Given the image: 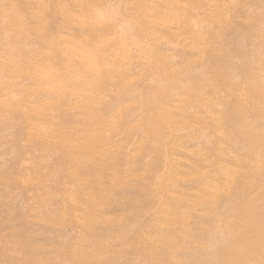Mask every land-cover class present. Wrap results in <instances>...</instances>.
Returning a JSON list of instances; mask_svg holds the SVG:
<instances>
[{"label": "rangeland", "instance_id": "1", "mask_svg": "<svg viewBox=\"0 0 264 264\" xmlns=\"http://www.w3.org/2000/svg\"><path fill=\"white\" fill-rule=\"evenodd\" d=\"M263 93L264 0H0V264H264Z\"/></svg>", "mask_w": 264, "mask_h": 264}, {"label": "bare ground", "instance_id": "2", "mask_svg": "<svg viewBox=\"0 0 264 264\" xmlns=\"http://www.w3.org/2000/svg\"><path fill=\"white\" fill-rule=\"evenodd\" d=\"M204 3V2H203ZM180 6V5H179ZM178 6V7H179ZM232 7H233V5H231ZM175 7V6H174ZM201 7V6H200ZM159 8V7H158ZM211 8V7H210ZM219 9V8H218ZM176 10V9H175ZM187 11V10H186ZM221 11V10H220ZM203 13V12H202ZM188 14V13H187ZM232 14V13H231ZM173 15V14H172ZM169 17V16H168ZM188 17V16H187ZM164 18V17H163ZM179 18V17H178ZM178 18H176V19H178ZM178 22V21H177ZM201 22V21H200ZM199 22V23H200ZM213 22V21H212ZM227 23V22H226ZM218 25V24H217ZM170 26V25H169ZM220 27V26H219ZM227 27V26H226ZM225 32V31H224ZM71 46V45H70ZM70 48V47H69ZM129 48V47H128ZM104 51V50H103ZM74 54L76 55V52H74ZM78 54H79V58H81V59H79L80 60V62H81V64L86 68V70L85 71H87L89 74H92L93 76H95V79L98 81V80H100V81H102L101 79H102V74H101V72H100V70L99 69H97V67L95 66V64H94V62L92 61V59H89V58H82L83 57V55L80 53V52H78ZM138 54V53H137ZM141 55H142V53H141ZM93 58V57H92ZM142 59V58H141ZM140 60V59H139ZM149 60V59H148ZM109 62H110V60H109ZM129 62V61H128ZM133 62V61H132ZM136 62H138V61H136ZM131 64V63H130ZM129 64V65H130ZM133 64V63H132ZM121 67H122V65H121ZM127 67V66H126ZM131 67V66H130ZM130 67L127 69V70H129L130 69ZM220 68H221V66H220ZM223 68V67H222ZM221 68V69H222ZM114 69V68H113ZM224 70V69H223ZM102 71V70H101ZM119 71V70H118ZM124 71V70H123ZM103 72V71H102ZM141 72V71H140ZM174 72H175V70H174ZM217 72V71H216ZM219 72V71H218ZM221 72V71H220ZM144 74V73H143ZM219 74V73H218ZM180 75V74H179ZM90 76V75H89ZM220 76V75H219ZM223 76V74H221V77ZM212 77V76H211ZM221 77H220V79H221ZM145 78V77H144ZM178 78V77H177ZM223 78H224V76H223ZM123 80V79H122ZM223 80V79H222ZM221 80V82H223ZM95 81V80H94ZM217 81H218V78H217ZM131 83V82H130ZM217 83V82H216ZM220 83V82H219ZM224 83V82H223ZM222 84V83H221ZM226 84V83H225ZM225 84H224V86H225ZM231 84V83H230ZM231 86V85H230ZM92 88V87H91ZM226 88V87H225ZM234 88V87H233ZM120 89V88H119ZM214 89V88H213ZM220 89V88H219ZM83 90V89H82ZM123 90V89H122ZM221 90V89H220ZM236 91V90H235ZM227 92H229L228 90H227ZM231 92V91H230ZM237 92V91H236ZM84 93V92H83ZM247 93V92H246ZM228 94V93H227ZM230 94V93H229ZM264 94V93H263ZM239 95V94H238ZM237 95V96H238ZM245 95V94H244ZM141 96V95H140ZM243 96V95H242ZM239 97H240V95H239ZM243 97H246V96H243ZM248 97V96H247ZM261 97H263V95L261 96ZM238 98V97H237ZM241 98V97H240ZM239 98V99H240ZM249 98V97H248ZM209 99V98H208ZM226 99V98H225ZM233 99H234V97H233ZM242 99V98H241ZM260 99H262V98H260ZM259 99V100H260ZM207 100V99H206ZM142 101V100H141ZM245 101V100H244ZM238 102V101H237ZM264 102V101H263ZM137 103V102H136ZM202 103V102H201ZM239 103V102H238ZM195 104V103H194ZM226 104H227V102H226ZM175 104H173V105H171L172 106V111H175L178 107V105H175ZM203 105V104H202ZM222 105V104H221ZM241 105H243L242 103H241ZM208 106H209V104H208ZM211 106V105H210ZM223 106V105H222ZM221 106V107H222ZM244 106V105H243ZM242 106V107H243ZM199 107V106H198ZM202 107V106H201ZM212 107H213V104H212ZM216 107V106H215ZM245 108V107H244ZM209 110H210V108H208ZM222 109V108H221ZM179 110V109H178ZM240 110H243V108L241 109L240 107H239V109H238V107L236 108V106L234 105V107L233 106H230L229 105V107H228V111H226L227 112V116L228 117H231L232 116V119L234 120V122H236V123H239L240 122V120H241V116L239 115V112H241ZM245 110V109H244ZM207 111V110H206ZM211 111V110H210ZM204 112H205V110H204ZM217 112V111H216ZM215 112V113H216ZM223 111H221V113H222ZM246 112V111H245ZM243 113V115L244 114H246V113ZM209 113V112H208ZM198 114V113H197ZM214 114V113H213ZM207 115H211V113L210 114H207ZM216 115V114H215ZM215 115L211 118L212 119V121H213V123H216L218 126H221L220 124L221 123H223V124H225V123H227V122H225L224 121V119L226 120V119H228L227 117H224L223 115V118H221V119H219V118H217V117H215ZM170 117V116H169ZM243 117V116H242ZM186 118V117H185ZM197 118V117H196ZM195 118V119H196ZM243 118H245V116L243 117ZM194 119V120H195ZM198 119H199V117H198ZM198 119H197V121H198ZM201 119V118H200ZM247 119V118H246ZM169 120V119H168ZM224 122H223V121ZM244 120V119H243ZM248 120V119H247ZM247 120H246V123H247ZM196 121V120H195ZM211 121V122H212ZM206 122V121H205ZM243 122H245V121H243ZM184 123V122H183ZM201 123V122H200ZM209 123H210V118H209ZM209 123H207L209 126L211 125V124H209ZM230 123V122H229ZM228 123V124H229ZM228 124H226V125H228ZM234 125V123H230L229 125L231 126V125ZM244 124V123H243ZM243 124H240L241 126L243 125ZM252 124V123H251ZM198 125V124H197ZM196 125V126H197ZM217 125H216V127H217ZM228 125V126H229ZM232 125V126H233ZM245 125V124H244ZM248 125H250L249 123H248ZM179 126V125H178ZM215 126V125H214ZM213 126V127H214ZM247 126V125H246ZM205 127H207V125L205 126ZM211 127V126H210ZM226 127V126H225ZM244 127V126H243ZM251 127V126H250ZM249 126H247V129H246V127H245V129H243V131H244V133H246L247 132V136H246V141L247 142H245V144H247V145H242L243 143H241V145H239L240 147H241V150L242 151H244V150H246L245 152H243L242 154L243 155H240V157L241 158H239V159H236L235 161H234V164L233 165H237L239 168H241V167H243L244 169H242V170H244L245 171V173H243V172H241V177H242V179H246L247 177L250 179V181H251V179L253 180V179H255V178H257V177H259L258 179L259 180H261L262 178H264V149H261L260 151L258 150L257 151V148L256 147H254L253 145H257L258 146V148H259V146H261L263 143H259L258 142V136L260 135H255L256 137L255 138H252L251 136H249L248 134H255V131H253V129H251ZM176 128V127H175ZM218 128H221V127H217V130H218ZM230 128V127H229ZM210 129V128H209ZM221 129H224V127H222ZM231 130H233V129H231ZM218 131H221V130H218ZM217 131V132H218ZM176 132V131H175ZM224 132V131H223ZM233 133V132H232ZM241 133V132H240ZM221 134V133H220ZM219 134V135H220ZM223 134V133H222ZM225 134V136L227 135L226 133H224ZM232 136H233V134H232ZM261 136V135H260ZM240 137V136H239ZM231 138V137H230ZM230 138H228V139H230ZM225 139V138H224ZM260 139V138H259ZM180 140V139H179ZM227 140V139H226ZM178 141V140H177ZM209 141V140H208ZM210 141H211V139H210ZM226 142V141H225ZM221 143V142H220ZM219 143V144H220ZM231 143V142H230ZM234 143V142H233ZM232 143V144H233ZM226 144H228L227 146H229V143H228V141L226 142ZM206 145V144H205ZM207 146H208V144H207ZM206 146V147H207ZM220 146H221V144H220ZM226 146V147H227ZM209 147V146H208ZM207 147V148H208ZM212 147V146H211ZM222 147V146H221ZM225 147V146H224ZM225 147V148H226ZM231 147V146H230ZM224 148V149H225ZM264 148V147H263ZM222 149V148H221ZM224 149H222V151L221 152H223V150ZM228 149V148H227ZM231 149H232V147H231ZM213 149H211V151H209L210 152V154L211 153H213V151H212ZM226 150V149H225ZM216 151H217V149H216ZM231 151H233V149L231 150ZM221 152H220V155H222L221 154ZM238 152V151H237ZM219 153V152H218ZM232 154H233V152H232ZM237 154V153H236ZM235 154V155H236ZM240 154V153H239ZM235 155H232V157L233 156H235ZM219 156V155H218ZM238 156V155H237ZM220 157V156H219ZM230 157V156H229ZM229 157H227V158H229ZM222 158V157H221ZM224 158V157H223ZM222 158V159H223ZM226 158V157H225ZM215 160H216V158H214ZM214 159H212L213 160V162H215L214 161ZM233 159V158H232ZM235 159V158H234ZM204 160V159H203ZM226 160V159H225ZM218 161V160H217ZM221 161V160H220ZM230 161V160H229ZM233 162V161H232ZM210 164V163H209ZM209 164H208V166H209ZM216 164H220V163H216ZM214 165V164H213ZM213 165H211V166H213ZM232 165V164H231ZM220 166V165H219ZM236 166V167H237ZM210 167V166H209ZM223 167H225V166H223ZM230 167V166H229ZM232 167H234V166H232ZM213 169H215V168H213ZM212 169V170H213ZM222 169V168H221ZM227 169V168H226ZM230 170H231V168H230ZM237 170V169H236ZM239 170V169H238ZM216 171V170H215ZM225 171V173L227 172V171H229V169H227V170H224ZM198 172V171H197ZM208 172V171H207ZM220 172V171H219ZM216 173H217V171H216ZM228 174L230 173V172H227ZM198 174V173H197ZM204 174V173H203ZM209 174H210V172H209ZM214 174V173H213ZM218 174V173H217ZM219 174H221V173H219ZM218 174V175H219ZM232 174H233V171H232ZM235 174V173H234ZM234 174H233V176H234ZM239 173H237V175H238ZM229 175H231V174H229ZM228 175V177L229 178H227V179H232V176H229ZM236 175V174H235ZM201 176V175H200ZM214 176H216V174L214 175ZM227 176V175H226ZM220 177H222V176H220L219 175V177L218 178H220ZM223 177H224V175H223ZM221 178L222 180L224 179V178ZM237 177V176H236ZM235 177V179L234 180H236V179H238V178H236ZM212 178H214V177H212ZM247 178V179H248ZM215 179V178H214ZM213 179V180H214ZM216 179H217V177H216ZM246 179V180H247ZM212 180V179H211ZM219 179H217V181H218ZM221 180V181H222ZM233 180V181H234ZM239 180V179H238ZM263 180V179H262ZM217 181L215 182V185H216V183H217ZM240 181H242V180H239V183H240ZM249 181V180H248ZM254 181V180H253ZM253 181H251V182H253ZM255 181H256V179H255ZM254 181V182H255ZM224 182V181H223ZM226 182V181H225ZM224 182V183H225ZM237 182V181H236ZM250 182V183H251ZM238 183V182H237ZM236 183V184H237ZM245 184H246V182H244ZM249 183V184H250ZM241 184V183H240ZM214 185V184H213ZM218 185V184H217ZM221 185V184H220ZM219 185V186H220ZM255 185V184H254ZM256 185H257V183H256ZM214 187V186H213ZM218 186H215V188H217ZM221 187H222V185H221ZM220 187V188H221ZM227 187V186H226ZM250 187V186H249ZM249 187H247V190H250V189H248ZM243 188H245L246 189V187H243ZM224 189V185H223V187L221 188V189H219V187L217 188V189H214L213 190V188H212V190H213V194H211L212 196H214L215 197V199H217L220 203H226V200H227V196H228V192H225V191H222ZM245 189H244V191H245ZM256 189H259L258 191H262V193L264 192L263 190H264V183H263V185H260L259 187H257ZM211 190V191H212ZM218 190V191H217ZM253 191V190H252ZM258 191L256 192V193H258ZM209 193V192H208ZM251 194V193H250ZM255 194V193H254ZM246 196V195H245ZM249 196V195H248ZM260 196V195H259ZM244 197V196H243ZM257 195L255 196V197H252V199H254V200H258L257 198ZM230 198V197H229ZM249 198V197H248ZM260 199H262V198H260ZM229 200V199H228ZM241 200V199H240ZM212 201V200H211ZM218 202V203H219ZM249 202V201H248ZM240 203V202H239ZM252 205V204H251ZM256 206V205H255ZM245 208V207H244ZM255 208V207H254ZM241 209H243V207L241 208ZM243 214V213H242ZM240 216V215H239ZM251 217V216H250ZM244 218V217H243ZM254 226V225H253Z\"/></svg>", "mask_w": 264, "mask_h": 264}]
</instances>
